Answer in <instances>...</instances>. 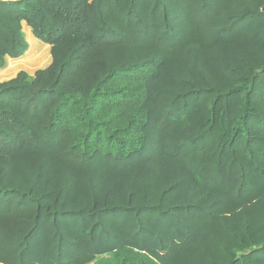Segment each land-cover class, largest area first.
<instances>
[{
    "label": "trees",
    "instance_id": "1",
    "mask_svg": "<svg viewBox=\"0 0 264 264\" xmlns=\"http://www.w3.org/2000/svg\"><path fill=\"white\" fill-rule=\"evenodd\" d=\"M0 264H264V0H0Z\"/></svg>",
    "mask_w": 264,
    "mask_h": 264
},
{
    "label": "rangeland",
    "instance_id": "2",
    "mask_svg": "<svg viewBox=\"0 0 264 264\" xmlns=\"http://www.w3.org/2000/svg\"><path fill=\"white\" fill-rule=\"evenodd\" d=\"M22 30L28 43L27 50L21 55L12 57L15 59L11 61L9 68L13 72L16 70L18 72L25 71L29 78H32L37 69H41L49 64L51 58L50 46L36 38L26 25L23 24Z\"/></svg>",
    "mask_w": 264,
    "mask_h": 264
},
{
    "label": "crops",
    "instance_id": "3",
    "mask_svg": "<svg viewBox=\"0 0 264 264\" xmlns=\"http://www.w3.org/2000/svg\"><path fill=\"white\" fill-rule=\"evenodd\" d=\"M14 59L15 58H12V57H6L5 58V65L2 69H0V81L10 79V78L14 77L16 75V73L18 72V70L13 72L9 68L11 61Z\"/></svg>",
    "mask_w": 264,
    "mask_h": 264
}]
</instances>
